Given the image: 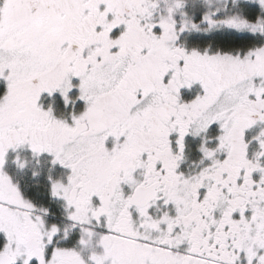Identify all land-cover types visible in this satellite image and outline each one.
<instances>
[{"label":"snow or ice","instance_id":"6c2138e0","mask_svg":"<svg viewBox=\"0 0 264 264\" xmlns=\"http://www.w3.org/2000/svg\"><path fill=\"white\" fill-rule=\"evenodd\" d=\"M0 264H264V0H0Z\"/></svg>","mask_w":264,"mask_h":264}]
</instances>
